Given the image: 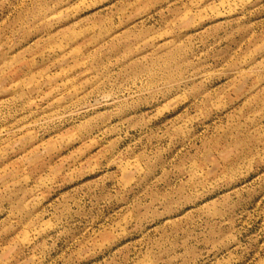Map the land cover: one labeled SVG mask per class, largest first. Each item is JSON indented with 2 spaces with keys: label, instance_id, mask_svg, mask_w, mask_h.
Here are the masks:
<instances>
[{
  "label": "rangeland",
  "instance_id": "obj_1",
  "mask_svg": "<svg viewBox=\"0 0 264 264\" xmlns=\"http://www.w3.org/2000/svg\"><path fill=\"white\" fill-rule=\"evenodd\" d=\"M0 264H264V0H0Z\"/></svg>",
  "mask_w": 264,
  "mask_h": 264
}]
</instances>
